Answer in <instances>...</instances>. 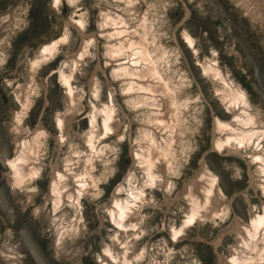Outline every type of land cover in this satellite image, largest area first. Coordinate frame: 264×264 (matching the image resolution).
<instances>
[{
    "label": "rangeland",
    "instance_id": "374dc122",
    "mask_svg": "<svg viewBox=\"0 0 264 264\" xmlns=\"http://www.w3.org/2000/svg\"><path fill=\"white\" fill-rule=\"evenodd\" d=\"M50 1L0 0V264H99L101 242L110 244L117 233L104 205L119 184L127 187L123 182L133 164L135 140L142 129H149L153 107L143 102L133 109L129 99L121 95L125 85L113 81L110 72L113 66L106 64L104 46L108 41L115 43L116 39L109 40L106 36L112 26H99L106 14L129 20L131 28L139 24L141 18L145 19V31L167 50L171 70L168 75L181 82L179 97L187 100V106L178 115L179 125L172 134L174 163L169 176L172 184L165 194L172 200L184 181H189L203 166L217 176L226 208L223 220L213 223L205 220L189 227L175 242L170 238L169 229L170 225L178 226L183 203L173 201L167 209L162 202V191L149 188L146 193L153 204L142 209L143 218L138 220L136 230L140 234L129 243L135 253L142 251L143 256L132 260L131 264H220L221 256H229L234 235L219 233L233 219L247 223L250 209H259L264 203V192L258 185L251 184V180L257 181L254 176L257 165L251 162L250 156L217 153L212 149L214 119L229 121L233 114L227 112L221 102L220 94L228 91L220 77L213 74L217 79L214 78L204 67L215 63L222 77L244 94L255 126L264 130V0H135L132 14L123 0H78L75 6L61 0L55 10L59 18L48 10ZM76 14L84 21V33L95 36L88 44V55L72 74L77 111L72 112L66 138L59 143L56 118H66L68 104L58 74L49 73L60 68L66 75L71 74L72 60L88 39L87 35L82 38L74 28L67 27V40L61 43L53 58L35 72L36 87L29 94L32 102L22 119L23 129L32 131L39 120L48 131L40 148L42 170L22 189L12 191L5 177L9 171L6 160L16 153L11 118L20 110L14 90L28 82L24 58L37 53L38 37L56 38L55 32L60 31L59 20L68 21ZM184 34L192 39L191 47ZM19 48L23 51V61L15 68L18 59L14 62V57ZM9 71L11 73L6 74ZM89 80L98 86V98L103 103L108 82L114 85L115 99L126 116V119L122 115L117 118L123 139L115 134L100 139L98 148L104 146L105 150L95 156L94 169L90 172L97 182V192L81 199L80 227L65 236L56 253L50 205L47 202L44 208V197L50 182L51 164L56 163L62 171L68 160H76L75 154L85 155L83 135L88 130L90 103L95 101L91 98ZM97 126L100 127L98 122ZM99 131L100 128L96 134ZM19 133L22 138L28 132ZM261 143L263 151L264 139ZM200 158H203L201 162ZM76 166V170L82 168V162ZM134 167L133 175L139 185L143 181L142 168ZM74 173L76 171L71 175ZM31 191L35 195L26 203ZM63 208L68 212V221L73 209ZM35 209L40 212L35 214Z\"/></svg>",
    "mask_w": 264,
    "mask_h": 264
},
{
    "label": "bare ground",
    "instance_id": "6f19581e",
    "mask_svg": "<svg viewBox=\"0 0 264 264\" xmlns=\"http://www.w3.org/2000/svg\"><path fill=\"white\" fill-rule=\"evenodd\" d=\"M60 1L51 0L50 6L47 7L50 13L58 18L59 15L55 10ZM66 1L75 6L78 0ZM122 2L132 14L135 0H123ZM76 15L77 18H71L68 21L60 19V31L55 32L56 38H39L37 53L31 58H24L28 82L18 85L14 90L20 110L14 112L11 118V132L14 133L12 137L14 136L16 141V153L14 157L6 160L9 171L5 177L12 191L22 189L30 180L39 176L42 170L40 148L42 138L46 137L48 131L44 129L39 120H37L32 131H29L28 128L23 129L22 119L32 102L29 94H32L33 88L36 87L35 72L42 64L53 58L61 43L67 40L68 35L65 32L67 27L74 28L82 38L87 35L83 30L84 21L78 14ZM129 22V20L106 14L101 25L99 24V26L107 24L112 26L111 32L106 36L109 40L111 38L116 39L115 43L108 41L104 46L106 64L109 63L113 66L110 70L113 81H120L125 85L121 95L129 99L128 102L132 108H139V104L146 102L153 107V116L148 120L149 129H142L139 137L135 140L136 148L132 150L133 164L123 182L127 187L119 184L114 189L108 204L104 205L107 207L106 213L109 221L117 229V233L110 239V244L101 242V254L98 256L99 264H131L132 260L137 261L143 256L142 251L135 253L129 243L140 234V231L137 233L136 230L138 229V220L143 218L142 209L153 204V200L146 193L149 188L162 191L164 196L162 202L167 209L173 201L183 203L178 226L170 225L169 233L172 241H178L189 227L200 225L205 220L213 223L226 217V208L223 206L224 202L222 191L218 185V178L203 166L189 181H184L182 189L172 200L165 194L170 190L172 184L169 179L174 163L172 134L175 133L179 125L178 115L187 106V100L179 97L181 82L179 79L177 81L176 78L173 79L168 75L171 70L168 64L167 50L163 46V48L161 47V44L154 39L152 34L145 31V19L141 18V22L135 24L133 28L129 27ZM63 23H65L64 28ZM62 28L63 31L61 32ZM87 36L88 39L85 40L84 45L82 44L74 60H72L71 74L66 75L60 68L51 73L58 74V80L65 89L64 93L68 104L66 118L63 119L59 116L56 118V128L60 133L59 143L66 138L65 132L69 128V121L73 119L72 112L77 111L72 74L77 66L84 61V57L88 55L89 42H93L95 39L94 35ZM184 39L187 45L191 47L193 41L190 36L184 34ZM22 52L15 68L23 61ZM204 70L220 77V82L223 83L225 91H228L223 95L220 94L221 102L226 111L233 114L229 121L214 119L212 149L217 153L226 152L228 155L239 157H242V153H244L250 156L251 162L257 165L254 175L257 181L251 180V184L258 185L264 192V150L262 151L261 146L264 130L257 129L255 126L253 115L249 112V105L244 94L233 83L222 77L215 63L208 64ZM10 73L9 71L8 74ZM102 73L104 78H107L104 70ZM215 76L214 78H216ZM89 83L92 87L91 98L95 101L90 103L88 130L83 135L85 155L83 157L78 153L75 154L76 160L72 162L68 160L62 171L58 169L56 163H52L50 166V182L44 197V208L46 209L48 202L52 215L50 223L56 236L54 239L56 253L65 236L80 227L82 219L80 213L81 199L87 198L95 191L97 192V182L90 172L94 169L95 156L105 150L104 146L98 148L100 139L112 134L121 139L122 135L119 132L117 118L122 115L126 119L122 106L115 99L117 92L113 84L108 82L106 101L103 103L98 98V86L91 80ZM97 122L100 127L97 126ZM99 128L100 131L96 134ZM23 130L28 133L19 138V132ZM81 157H83L82 160ZM78 162H82V168L76 170ZM137 165L142 168L143 175V181L139 185L133 175L134 166ZM73 171L76 173L71 175ZM33 195H35L34 192L28 193L26 203L32 200ZM64 206L73 209L71 219L68 221V212L63 210ZM34 212L38 214L40 210L35 209ZM122 216L123 219H121ZM248 217L247 223H240L237 219H233L227 228L219 233L222 235L228 232L234 235V245L228 249L229 256H221L220 264H264V203L260 205L259 209L251 208ZM123 238H127V240L123 241ZM218 243L220 241L216 243V246ZM5 255L10 256L9 254Z\"/></svg>",
    "mask_w": 264,
    "mask_h": 264
},
{
    "label": "clouds",
    "instance_id": "9594fccd",
    "mask_svg": "<svg viewBox=\"0 0 264 264\" xmlns=\"http://www.w3.org/2000/svg\"><path fill=\"white\" fill-rule=\"evenodd\" d=\"M109 119H111V117H109ZM109 131H111V129H109ZM121 139H123V137H121ZM121 219H123V216L121 217Z\"/></svg>",
    "mask_w": 264,
    "mask_h": 264
},
{
    "label": "flooded vegetation",
    "instance_id": "af4514ba",
    "mask_svg": "<svg viewBox=\"0 0 264 264\" xmlns=\"http://www.w3.org/2000/svg\"><path fill=\"white\" fill-rule=\"evenodd\" d=\"M3 99H5V95H2Z\"/></svg>",
    "mask_w": 264,
    "mask_h": 264
}]
</instances>
